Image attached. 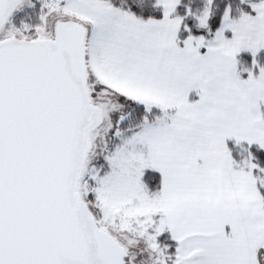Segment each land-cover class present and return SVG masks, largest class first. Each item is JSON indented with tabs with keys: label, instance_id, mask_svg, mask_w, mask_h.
<instances>
[{
	"label": "snow or ice",
	"instance_id": "6c2138e0",
	"mask_svg": "<svg viewBox=\"0 0 264 264\" xmlns=\"http://www.w3.org/2000/svg\"><path fill=\"white\" fill-rule=\"evenodd\" d=\"M0 264H264V0H0Z\"/></svg>",
	"mask_w": 264,
	"mask_h": 264
}]
</instances>
